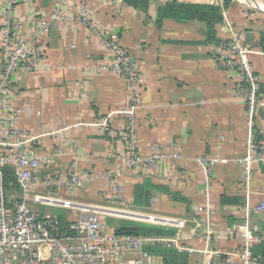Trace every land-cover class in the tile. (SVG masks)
<instances>
[{
	"label": "crops",
	"instance_id": "obj_1",
	"mask_svg": "<svg viewBox=\"0 0 264 264\" xmlns=\"http://www.w3.org/2000/svg\"><path fill=\"white\" fill-rule=\"evenodd\" d=\"M87 1L95 10L94 24L115 31L140 65V152L147 154L154 144L181 154L168 175L148 170L123 174L121 183L131 204L134 186H148L145 204L128 208L135 217L129 220L173 230L160 237L176 240L182 249L175 244L171 248L186 253L191 264H217L223 255L216 256L214 251L225 252L239 244L237 229L244 224L241 209L246 204L251 208L262 198L264 165L254 168L247 200L239 181L240 167L232 163L214 167L208 173L207 185L194 158L235 159L245 154L246 106L234 97L238 78L217 65L230 36L227 24L235 31H244V44L254 51L249 59L260 76L254 133L264 142V0H149L146 11L125 1ZM170 1L218 7L222 20L210 37L201 21L160 20L159 6ZM52 3L16 0L15 17L24 24L26 33L33 29V19L45 16ZM3 21L0 12V26ZM44 41L42 69L33 74L20 71L11 82V100L21 111L18 126L36 137L31 143L35 152H60L57 171L62 175L73 166L91 173L114 169L124 154L122 118L114 116L108 132L92 124L126 105V82L112 72L93 69L109 60V55L99 38L83 25L55 26ZM104 187L98 178L72 193L41 190L37 193L58 203L30 205L38 206L41 214H63L72 222L85 207H117L102 196ZM223 197L229 199L223 201ZM206 204L210 212L200 215L196 208ZM144 216L153 219L147 221ZM165 220L173 224L165 225ZM180 220L184 221L182 227L176 224ZM249 226L254 235L264 231L257 213L249 215ZM207 227L212 231L208 245L204 237ZM155 264H162L160 257Z\"/></svg>",
	"mask_w": 264,
	"mask_h": 264
},
{
	"label": "built area",
	"instance_id": "obj_2",
	"mask_svg": "<svg viewBox=\"0 0 264 264\" xmlns=\"http://www.w3.org/2000/svg\"><path fill=\"white\" fill-rule=\"evenodd\" d=\"M98 1L114 4L124 0ZM52 2L45 16L33 19V29L29 33L25 32L24 24L15 17L16 0H4L0 6V12L4 15L0 26V264H155L158 257L147 249L156 244L165 248L175 244L181 250L176 240L160 236L116 234L98 218L97 210L102 209L94 207H85L74 221L69 222V229L62 226L57 214H41L31 208V202L40 205L58 203L55 198L42 196L37 191L72 193L101 178L105 186L102 196L119 207L121 213L132 215L128 210L131 201L126 198L121 183L123 174L128 170H148L165 176L181 159L179 152H167L154 144L149 147L147 154L140 152L138 119L143 79L136 57L121 43L118 34L94 24L95 10L87 0ZM74 22L97 36L109 55V60L95 65L93 69L96 72L117 74L127 84L126 105L109 111L92 124L102 132H108L111 119L114 116L122 118L124 154L121 164L114 169L91 173L78 172L73 166L62 175L57 171L60 152H35L31 143L36 137L18 126L21 111L11 100V82L20 71L33 74L42 69L44 40L50 30ZM227 28L230 36L217 65L238 78L234 97L246 106L248 133L245 154L235 159L199 155L194 158V162L203 171L207 185L208 173L214 167L228 163L240 167L239 181L248 200L254 168L259 164L264 165V142H258L254 133L256 109L260 104V76L249 59L254 51L244 44V31H235L229 24ZM6 167L13 171L15 187L4 181ZM261 195L259 202L251 208L246 204L241 209L244 224L243 228L237 229L238 246L225 252H213L219 257L223 255L217 264H261L253 255L252 247L264 242V231L254 235L249 226L251 213L259 214L264 225V192ZM196 210L200 215L210 212L207 204ZM143 218L147 221L153 219L150 216ZM165 221V225L173 224L169 220ZM176 224L182 227L184 221L180 220ZM211 233L207 227L204 236L207 245Z\"/></svg>",
	"mask_w": 264,
	"mask_h": 264
},
{
	"label": "trees",
	"instance_id": "obj_3",
	"mask_svg": "<svg viewBox=\"0 0 264 264\" xmlns=\"http://www.w3.org/2000/svg\"><path fill=\"white\" fill-rule=\"evenodd\" d=\"M134 9L146 11L149 0H124ZM158 17L160 20L164 18L173 19L175 21L198 20L206 25V36L210 37L214 33L215 24L221 22L222 18L218 7L207 4L180 3L170 1L162 4L158 8ZM258 142H263L262 138L255 136ZM264 171V169H263ZM4 181L15 187L16 182L11 168H4ZM148 186L146 184H137L134 186L132 204L141 206L145 204V199L149 197L146 193ZM229 198L223 197V201ZM63 227L69 229V222L66 221L63 214L58 215ZM116 234L125 235H149V236H167L172 234L173 230L164 229L161 226L142 222L139 220H122L121 223L112 228ZM148 252L160 257L162 264H191L186 253H178L172 248H165L160 244L151 246ZM252 252L258 258L261 264H264V242L253 245Z\"/></svg>",
	"mask_w": 264,
	"mask_h": 264
},
{
	"label": "rangeland",
	"instance_id": "obj_4",
	"mask_svg": "<svg viewBox=\"0 0 264 264\" xmlns=\"http://www.w3.org/2000/svg\"><path fill=\"white\" fill-rule=\"evenodd\" d=\"M78 172H81L79 170H77ZM128 171H134V170H128ZM31 208L36 211L39 212L38 206L36 205H31ZM108 211H103V210H97V216L98 218L101 220L102 223H104L107 227H109L110 229L117 227L122 220H129V219H135L134 216L132 215H128V214H123L120 212L119 207H105ZM125 209V208H124ZM121 209V210H124ZM114 230V229H113Z\"/></svg>",
	"mask_w": 264,
	"mask_h": 264
}]
</instances>
